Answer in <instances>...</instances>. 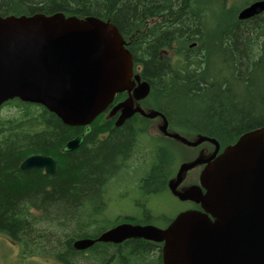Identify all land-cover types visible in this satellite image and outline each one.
<instances>
[{
	"label": "trees",
	"instance_id": "obj_1",
	"mask_svg": "<svg viewBox=\"0 0 264 264\" xmlns=\"http://www.w3.org/2000/svg\"><path fill=\"white\" fill-rule=\"evenodd\" d=\"M226 1L0 0V16L61 13L111 22L150 85L144 106L161 112L173 132L212 137L223 147L264 127V12L239 20V10L254 0ZM7 104L15 113L0 116V234L18 243L21 256L75 264L88 253L93 264H162L156 249L162 242L95 241L84 250L72 245L110 228L111 219L102 217L108 185L130 151L134 121L110 130L112 121L101 113L83 142L62 152L83 126L65 125L37 103L14 98L0 107ZM154 153L141 185L158 193L174 173L175 157L165 145ZM32 154L51 156L55 172L21 169Z\"/></svg>",
	"mask_w": 264,
	"mask_h": 264
},
{
	"label": "water",
	"instance_id": "obj_2",
	"mask_svg": "<svg viewBox=\"0 0 264 264\" xmlns=\"http://www.w3.org/2000/svg\"><path fill=\"white\" fill-rule=\"evenodd\" d=\"M263 12L264 0H254L239 10L237 18L250 19ZM133 68V57L111 22L61 13L0 16V106L18 98L44 106L65 125L83 126L61 147L62 152L83 142L90 123L117 93L132 92L135 100L148 95L149 83L141 81ZM135 82L138 86L133 88ZM133 98L114 107L121 108L116 124L134 112L146 118L161 116L159 129L165 135L187 146L204 141L215 145L210 157L182 163L169 181L173 195L199 203L201 210L180 212L164 228L118 224L94 239L74 240L73 247L84 250L95 241L116 244L142 238L162 242V264H264V127L243 133L216 155L219 144L214 138L197 135L189 140L168 133L164 115L133 107ZM203 163L200 184L177 190L182 173ZM20 168H41L52 174L56 161L32 154Z\"/></svg>",
	"mask_w": 264,
	"mask_h": 264
},
{
	"label": "flooded vegetation",
	"instance_id": "obj_3",
	"mask_svg": "<svg viewBox=\"0 0 264 264\" xmlns=\"http://www.w3.org/2000/svg\"><path fill=\"white\" fill-rule=\"evenodd\" d=\"M140 80L142 81V79L140 78ZM138 86V82H135L134 87ZM133 98V93L131 92L130 94L128 93V91H122L120 93H117L113 100L108 104V106L106 107V109L102 112L105 116L106 119L112 121V125L109 126L110 130L112 128H120L125 122H127L128 120L134 121V123L131 125V129L134 132V137H133V142L131 144L130 147V151L128 153V155L126 156L125 160H123V162L120 165V169L114 173V175L112 176L110 183L112 182H116L117 178L120 177H126L128 180H131L129 182L128 185H126V188H124L125 190L121 193H117V194H111L110 193V183L108 185V192H107V197H106V205H105V209L103 210L105 213L108 212V204L111 201V199L113 198V196L115 195V197L113 198V200L115 201H119L121 199L119 198H124V199H128L130 198L131 203L135 209V212L132 214H128V212H126L125 210H122V208L117 209L113 214V216H110L111 218V226L110 228L118 225V224H122V223H128V224H133V225H146V224H151L154 225L156 227L159 228H164L166 227L175 217L173 218H167L165 217V215H163L162 213H154V211L151 209V203L155 201L154 196H156V190L155 191H150L148 190L147 192L142 188V180L144 179V177L146 176V169L152 165L153 160H154V151L155 149H158L162 144H150L149 142V138H148V134L150 132V130L152 129V126H145L144 124V120L146 119H151L152 118H146L142 115H140L138 112H134L132 113L129 117H127L126 119H124L122 121V123L120 124H116L120 114H121V108H117L114 109V107L119 104L120 102H123L124 100L128 99L129 97ZM147 97V96H146ZM143 98L141 100H135L133 98V102H132V106L136 107L139 106L143 109L144 108V100L146 99ZM141 116L144 119H140L139 116ZM160 118L161 120V124H162V117L161 116H157ZM155 117V118H157ZM153 118V119H155ZM160 124L158 125V130L159 129ZM84 129V127H83ZM92 129V127H91ZM83 131V130H82ZM108 131H106L101 138L105 137ZM161 132V131H160ZM167 132L168 133H176L173 132V130H171L168 127V123H167ZM80 134V133H79ZM161 134L165 137L171 138L167 135H165L164 133L161 132ZM85 137V136H84ZM213 145V151L215 149V145L213 143H211ZM227 145L220 147L218 145V150L216 155H218L220 152H222V150L226 147ZM203 151H205L204 149H202ZM149 151V152H148ZM207 151V150H206ZM205 151V152H206ZM213 151L207 155V156H197V157H201V158H208L211 156V154L213 153ZM196 157V158H197ZM205 164H199V170H197L196 172V179L197 182L193 180V182H189V183H185V185L182 186L181 190L179 191H183L185 189H187L189 186L191 185H199V177H200V173L202 171V169L204 168ZM195 168V167H194ZM178 171V169H177ZM177 173V172H176ZM129 177V178H128ZM176 177V174H175ZM174 177V179H175ZM165 181H164V188L163 190H169V181L170 180H174V179H170L168 177L165 176ZM182 184V175H181V180L179 182V184L177 185V190H178V186ZM127 187L132 188V190L128 189ZM202 192L205 191L204 188H201ZM159 191V190H158ZM115 192V191H114ZM171 193V192H170ZM172 194V193H171ZM112 195V196H111ZM132 195V196H131ZM173 195V194H172ZM111 196V197H110ZM175 196V195H173ZM177 198V196H175ZM178 199V198H177ZM180 200V199H179ZM181 201H185L190 203V208L186 209V210H201V207L199 205V203H196L194 201L191 200H181ZM183 210V211H186ZM182 211V212H183ZM179 213H177L178 215ZM176 215V216H177ZM153 217L155 219V222H150L148 221L147 223L145 222V218H151ZM166 219H171L169 220V222L165 223ZM156 220H158L156 222ZM161 222V223H160ZM109 229V228H108ZM141 239V238H139ZM143 240V239H141ZM123 242V241H122ZM150 243V242H148ZM94 244V243H93ZM153 244V243H150ZM163 246V244H162ZM162 246L159 247L157 246L156 249L158 250V256L160 258H162Z\"/></svg>",
	"mask_w": 264,
	"mask_h": 264
},
{
	"label": "rangeland",
	"instance_id": "obj_4",
	"mask_svg": "<svg viewBox=\"0 0 264 264\" xmlns=\"http://www.w3.org/2000/svg\"><path fill=\"white\" fill-rule=\"evenodd\" d=\"M238 2L239 0H227L226 5H233V4H237ZM165 54L169 56L173 55L172 51H167L165 52ZM138 71H139L138 67L134 68L133 73H138ZM144 108L145 110H149V108H146L145 106ZM14 113H15V107H13V105L7 104L0 107V116L2 117H9L12 116ZM104 117L106 118L105 115ZM144 124L145 126H152L150 132L147 133L149 135L148 138L150 144L159 143L165 145L166 148H168L174 154L175 170L174 173L171 175V177H169L170 179H174L177 169H179L182 163L190 162L194 160L197 156H202V157L207 156L213 151V145L211 144V142L208 141H204L198 144L197 146L193 147V146H187L173 138H168L163 136L161 132L158 130V125L161 124V120L159 117L155 119L152 118V120L146 119L144 120ZM196 138H197L196 135H190L188 139L195 140ZM202 149L207 151L205 152ZM197 170H199V164L194 165L193 167L189 168L188 170L182 173V184L178 186V190H181L182 186L185 185V183H189V182L191 183L193 182V180L197 182L196 179ZM130 181L131 180H128L126 177L117 178L116 182L110 183V193L113 195L123 192L125 190L124 188H126V185H128ZM127 188L132 190V188L130 187ZM114 197L115 195L113 196V198ZM113 198L108 204L109 207L108 212H106L105 215L104 214L102 215L103 218L111 219L110 216H113L112 213H114L119 208H122V210H125L126 212H128V214H132L135 212V209L130 201L131 200L130 198L128 199L119 198L121 199L119 201H115L113 200ZM154 198L155 201L151 203L150 206L151 209L154 211V213H159V214L162 213L167 218H173L177 215V213H180L183 210L190 208V203L177 199L175 196H173L170 193L169 190H163L161 192L156 193V196H154ZM85 256L88 257H79V259L75 261V264H93L92 261L93 259L89 257L88 253H86ZM0 264H65V263L58 261L49 255H44V256L36 255L32 257L23 258L20 254L18 243L6 235L0 234Z\"/></svg>",
	"mask_w": 264,
	"mask_h": 264
}]
</instances>
